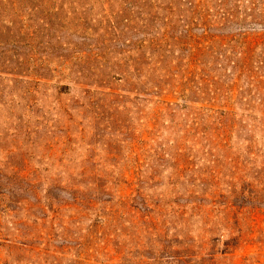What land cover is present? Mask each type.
Instances as JSON below:
<instances>
[{"label":"rangeland","instance_id":"rangeland-1","mask_svg":"<svg viewBox=\"0 0 264 264\" xmlns=\"http://www.w3.org/2000/svg\"><path fill=\"white\" fill-rule=\"evenodd\" d=\"M0 199V264H264V0H0Z\"/></svg>","mask_w":264,"mask_h":264},{"label":"trees","instance_id":"trees-1","mask_svg":"<svg viewBox=\"0 0 264 264\" xmlns=\"http://www.w3.org/2000/svg\"><path fill=\"white\" fill-rule=\"evenodd\" d=\"M68 115L71 116L72 114L68 113ZM219 125L220 128L217 130V136L225 135L226 133L225 124L223 123L222 119ZM248 126L254 127L251 124H249ZM249 131L252 132L253 129H250ZM184 133L186 134L187 132L184 131ZM67 138L68 140L72 139V135L71 134L68 135ZM186 175H187V169L181 167L178 170V178L185 177ZM199 180L201 181V179ZM202 190L203 191H199V190L193 191L189 195V197H194L198 194L199 197L201 198L199 201H190L182 204H179L177 200L173 201L178 208L172 210V212L176 213V217H178L179 219L176 222L178 228L182 229L186 225H190L191 221L193 222V217L194 218H200V216L204 217V213L206 212L207 208L205 203H203V201L206 200L208 201L209 197L211 198L212 193H210L206 188H203ZM250 194L253 195V192L250 191ZM212 198H214L213 199L215 200L214 205H216V208L218 210L222 208V210L225 209L234 212L235 203L233 201H230L229 199L220 200L221 199L220 194L214 195V197L212 196ZM223 198H227V197L224 196ZM1 199H0V214L3 215L6 209L2 206ZM161 210H162L161 207H159V214L162 213ZM154 211L156 212V210L153 209L148 210V213H146V217L148 218V221L156 224L157 213L155 215H152ZM206 217H207V221L203 220L202 221L203 224L201 227L204 230H207L211 221V215L207 213L205 219ZM200 225L201 223H199V226ZM212 242L213 243L219 242L218 237L216 238L213 237ZM223 246L224 247L219 248L217 252L225 254L228 251V248L230 247L228 239L224 240ZM161 252L163 253L162 258L165 257V260L166 258L171 259V261H168L169 264H219V261L215 259L213 252L206 251L205 241L203 238H194V237L190 238V236L188 235L178 234L177 239L175 238L172 242L165 243V245L162 246Z\"/></svg>","mask_w":264,"mask_h":264}]
</instances>
